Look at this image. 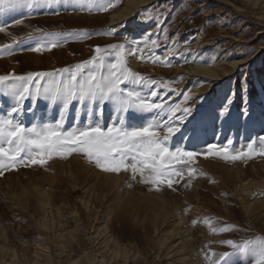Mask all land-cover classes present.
Segmentation results:
<instances>
[{
  "label": "rangeland",
  "instance_id": "obj_1",
  "mask_svg": "<svg viewBox=\"0 0 264 264\" xmlns=\"http://www.w3.org/2000/svg\"><path fill=\"white\" fill-rule=\"evenodd\" d=\"M99 3L105 10H98ZM0 25L6 27L0 32V75L75 69L98 55L97 46L123 44L127 69L160 84L128 83L126 90L168 105L185 94L193 97L191 114L166 143L170 151L203 152L217 144L229 155L251 152L237 161L214 155L173 161L183 179L175 177L173 189L165 181L159 191L131 172L105 173L80 154L5 169L0 264H213L212 253L232 251L228 240L253 244L223 264H254L253 245L264 241V93L255 90L264 89V0H46L31 6L21 0L0 7ZM37 47L41 51L32 50ZM102 54L105 64L116 62L115 51ZM204 68L218 78L203 74ZM152 91L158 92L154 98ZM13 105L12 95L0 90V116ZM77 106L70 104L61 131L167 119L158 110L121 114L112 101L104 103L102 120L95 104L91 119L87 104L77 118ZM61 107L45 97L29 99L12 118L41 127L54 124ZM157 131L163 136V129ZM0 147L8 145L0 141Z\"/></svg>",
  "mask_w": 264,
  "mask_h": 264
},
{
  "label": "snow or ice",
  "instance_id": "obj_2",
  "mask_svg": "<svg viewBox=\"0 0 264 264\" xmlns=\"http://www.w3.org/2000/svg\"><path fill=\"white\" fill-rule=\"evenodd\" d=\"M20 2L21 0H0V7L11 8ZM45 2L46 0H28L30 6ZM95 6L100 11L105 10L103 3ZM4 31L6 27L0 25V32ZM41 31L36 29V32ZM43 35L47 37L55 34L43 33ZM152 44L155 46L156 41L153 40ZM124 47L123 44H114L109 46L110 50H102L97 46L95 52L98 55L93 56L90 61L76 65L75 69L64 68L57 72H35L26 75H0V90L10 93L14 98V105L6 116H0V141L8 145L7 148L0 147V175L5 169L19 166H44L47 159H51L53 155L65 158L80 154L95 168L105 173L131 172L132 179H136L139 175L141 183L153 185L154 190L159 191V186L165 181L167 188L173 189V184L179 183V180L174 178L183 179L181 172L173 166V161L177 163L191 161L198 155L222 156L237 161L251 155L250 151L229 155L227 147H220L217 144H208L203 152L182 151L179 147L175 151H170L166 143L178 131V124L191 114L193 105L189 102L193 97L185 94L179 104L168 105L163 100L154 102L153 99H146L134 91L126 90L123 86L128 83L157 87H160V84L155 80H146L127 69L122 59ZM5 50L11 52L14 48L6 46ZM32 50L39 52L41 48ZM112 51L116 52V62L105 64V56L102 52H107V55L111 56ZM89 66L95 70L85 73L84 69ZM163 87L167 88V84L165 83ZM157 94V91H152L150 97L154 98ZM41 97L62 103L59 119L54 124L45 123L41 127L33 124L31 127H26L12 118L13 114L22 113L26 100L30 99L35 103ZM73 101L78 105L77 118L80 116L81 106L87 104V113L91 119L95 104V115L102 120L104 103L112 101L121 114L130 108L141 111L158 110L166 113L167 119L162 123L150 122L140 127H124L123 120H120L118 124H109L106 128L100 123H96L95 126L90 123L72 131H61ZM227 111L228 108L225 106L221 115L223 116ZM157 129L164 130L163 136ZM259 141L264 143V137H259ZM231 143L232 141L229 140L228 144ZM248 149H252V144L248 145ZM229 230V228L222 229V231ZM225 243L232 251L212 253L215 257L213 264H223L233 251H244L249 244H253L249 241L242 246L231 240ZM253 246L258 249V258L254 264H264V241H257Z\"/></svg>",
  "mask_w": 264,
  "mask_h": 264
},
{
  "label": "bare ground",
  "instance_id": "obj_3",
  "mask_svg": "<svg viewBox=\"0 0 264 264\" xmlns=\"http://www.w3.org/2000/svg\"><path fill=\"white\" fill-rule=\"evenodd\" d=\"M133 1V0H132ZM131 4V3H130ZM131 7V6H130ZM131 9V8H130ZM124 11V10H123ZM121 16V15H120ZM126 19V18H125ZM200 68V67H199ZM203 68V67H202ZM197 70V69H196ZM216 70V69H215ZM199 71V70H198ZM217 71V70H216ZM203 74H206V75H210V76H213L215 74V71H210V70H207V69H202L201 71ZM220 72V71H219ZM223 73V72H222ZM225 74V73H224ZM223 75V74H222ZM216 78H218V75H214ZM220 77V76H219ZM203 79V78H202ZM215 79V78H214ZM205 80V79H204ZM207 80V79H206ZM213 81V80H212ZM211 81V82H212ZM206 83H208L206 81ZM210 85V84H209ZM207 86V84H206ZM255 90L258 92V93H264V89H261L260 87H255Z\"/></svg>",
  "mask_w": 264,
  "mask_h": 264
}]
</instances>
